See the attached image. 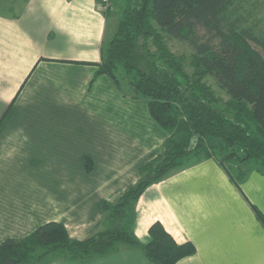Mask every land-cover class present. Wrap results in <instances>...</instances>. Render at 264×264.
I'll use <instances>...</instances> for the list:
<instances>
[{"label": "crops", "instance_id": "0c3cea01", "mask_svg": "<svg viewBox=\"0 0 264 264\" xmlns=\"http://www.w3.org/2000/svg\"><path fill=\"white\" fill-rule=\"evenodd\" d=\"M106 15L97 0H0V243L48 222L71 239L95 234L107 226L101 204L116 202L164 151L167 133L146 100L97 74ZM258 168L246 161L236 184L215 157L192 159L144 190L132 233L147 243L159 222L177 243L191 242L195 253L175 264H264ZM48 264L152 263L118 245L87 262Z\"/></svg>", "mask_w": 264, "mask_h": 264}, {"label": "trees", "instance_id": "16d2710c", "mask_svg": "<svg viewBox=\"0 0 264 264\" xmlns=\"http://www.w3.org/2000/svg\"><path fill=\"white\" fill-rule=\"evenodd\" d=\"M231 2L124 0L115 29L102 40L97 74L107 75L122 95L146 100L150 116L167 133L164 151L139 167V180L116 202L101 204L105 228L75 240L62 224L45 223L22 239L0 243V264L83 263L118 245L139 249L152 264H175L195 253L191 242L177 243L159 222L149 227L144 244L131 226L144 190L189 164L184 159L213 156L236 184L248 160H256L264 173V34L229 23L223 14ZM167 39L193 48L191 74ZM208 75L228 97L223 105L203 81ZM227 161L239 168L231 171ZM83 166L91 169L89 158Z\"/></svg>", "mask_w": 264, "mask_h": 264}, {"label": "rangeland", "instance_id": "374dc122", "mask_svg": "<svg viewBox=\"0 0 264 264\" xmlns=\"http://www.w3.org/2000/svg\"><path fill=\"white\" fill-rule=\"evenodd\" d=\"M111 13L107 18L106 32H113L116 23L122 15L124 9V0H110ZM107 9V8H106ZM225 17L229 23H232L234 27H247L253 30L256 34H264V0H232L227 11L224 12ZM200 35L204 34L203 29L198 30ZM167 44L170 51L176 55L184 57L183 67L184 71L188 74L193 72V68L190 65V55L193 52V48L183 41L176 39H167ZM252 47L259 49L256 45L252 44ZM153 49V47H151ZM203 81L206 85H209L212 89L213 95L220 101L221 105L228 100L225 92L221 90L216 84L215 80L211 76H206ZM185 163H189L190 158L183 160ZM231 171H233V164L230 161L225 162ZM235 174V172H233Z\"/></svg>", "mask_w": 264, "mask_h": 264}, {"label": "built area", "instance_id": "2783aa9c", "mask_svg": "<svg viewBox=\"0 0 264 264\" xmlns=\"http://www.w3.org/2000/svg\"><path fill=\"white\" fill-rule=\"evenodd\" d=\"M110 5L109 0H102L101 9L106 10V8Z\"/></svg>", "mask_w": 264, "mask_h": 264}]
</instances>
